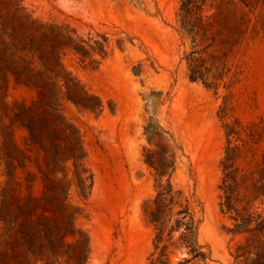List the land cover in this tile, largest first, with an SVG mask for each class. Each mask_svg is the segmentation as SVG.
I'll use <instances>...</instances> for the list:
<instances>
[{"label":"rangeland","instance_id":"rangeland-1","mask_svg":"<svg viewBox=\"0 0 264 264\" xmlns=\"http://www.w3.org/2000/svg\"><path fill=\"white\" fill-rule=\"evenodd\" d=\"M185 1L0 0V30L13 32L20 49L37 50L22 63L1 52L0 37V205L10 185L8 205L30 195L41 198L37 213L57 215L51 170L42 162L37 170L21 126L20 106L37 101L31 119L43 133L52 129L48 95L38 101L30 86L38 80L24 76L43 69L37 57L101 102L99 112L82 111L57 82L62 98L54 103L79 133L89 177L83 195L69 165L78 232L65 241L83 236L81 264H264V0H192L211 26L194 41L181 28ZM31 24L60 28L63 37L39 35ZM191 57L211 69L208 85L189 79ZM228 149L237 169L230 209ZM150 152L166 163L162 176L146 163ZM158 193H168L163 227L146 215ZM184 235L201 256L189 253ZM0 251L2 264L4 243ZM77 252L69 251L73 259Z\"/></svg>","mask_w":264,"mask_h":264},{"label":"trees","instance_id":"trees-1","mask_svg":"<svg viewBox=\"0 0 264 264\" xmlns=\"http://www.w3.org/2000/svg\"><path fill=\"white\" fill-rule=\"evenodd\" d=\"M181 11V28L193 37V41L198 37L202 40L210 26V23L207 21L208 19H203L200 15V8L195 6L192 0H186L182 4ZM31 25L39 35L55 34L63 37L60 28L44 24ZM14 36L13 32L7 33L0 30V37L3 39L1 52L4 55L7 54L9 57L17 58L23 63L25 60L23 53H35L37 50L31 48L20 49L15 43ZM5 39H8L9 42H5ZM211 41L214 42V37L211 38ZM37 58L43 66V69L38 71L29 69L24 72V76L38 80L36 81L37 85H30L36 91L38 101L44 95H48V110L52 129L47 133H43L41 125L36 124L31 119V115L36 109L35 105L37 101H34L33 105L29 107L25 105L20 106V114L26 118V121L21 126L27 132V145L35 147V167L37 170L40 171L42 169L41 162L51 170L52 177L48 179V182L52 185L54 191L53 201L57 208V215L51 219L45 212L37 213L35 211V204L41 201V198L30 195L13 197L14 206L8 205L7 197L12 193L13 188L10 185L4 187L0 205V211H2L0 223L4 224L5 229V234L0 235V238H3L0 240V245L4 243L5 246L2 264H57L58 260L64 257H67V263L72 260V264H81L83 261V253L86 254L87 252V244L83 236L80 235V238L75 240V244H68L65 241L66 237L71 236L74 238L78 232L75 227V216L77 213L68 203L67 199L68 187L72 183V179L68 178L69 165H72L74 168L73 174L77 180L79 191L83 195L88 188L86 182L89 177L84 176L83 161L85 152L79 133L60 114L57 108L58 105L56 106L54 103L62 98V93L59 91L57 82H63L64 88L66 89L65 98L82 111L99 112L102 109L101 102L96 96L85 91L75 79L70 78L68 74L64 73L60 65L49 67L47 59H43L40 56ZM187 64L190 80H199L206 85L209 84L208 80L211 69L204 68L199 58L191 57L187 60ZM228 72L221 73L218 77L211 75V79L214 81L220 80ZM10 74L15 76L13 73ZM149 135L155 136V133L150 132ZM151 139L149 137V140ZM229 151L233 150L228 149L226 151L223 164L225 188L226 192H229L227 202L225 203L228 209L231 208L233 191L230 190L232 189V183H235L237 179V169L234 168L233 164L234 157L232 154H229ZM150 154L151 156L146 159V163L159 176H162L167 169L166 163H162L161 159L154 157V153L150 152ZM58 174H61V178L57 177ZM263 180L264 175L261 177V182ZM262 186H264L263 183ZM167 196L168 193H158L152 204L147 208L146 215L148 221L155 226H164V218L170 211L168 204H166ZM246 221V219L242 218V224H245ZM185 229L188 230V228ZM190 236H183L189 253L195 254V257L201 256V253H198L192 247ZM70 249H76L78 251L74 259L70 256ZM1 253L0 251V255Z\"/></svg>","mask_w":264,"mask_h":264}]
</instances>
